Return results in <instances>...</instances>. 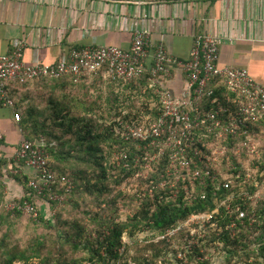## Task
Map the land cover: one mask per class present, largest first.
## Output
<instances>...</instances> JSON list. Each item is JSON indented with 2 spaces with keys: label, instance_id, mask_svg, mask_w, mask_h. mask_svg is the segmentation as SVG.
<instances>
[{
  "label": "built area",
  "instance_id": "2783aa9c",
  "mask_svg": "<svg viewBox=\"0 0 264 264\" xmlns=\"http://www.w3.org/2000/svg\"><path fill=\"white\" fill-rule=\"evenodd\" d=\"M142 1L149 3L151 0ZM25 50L26 44L15 40L12 52L0 56V109L14 108L9 98L11 83H34L64 76H72L75 82H79L83 76L105 69L112 81L127 83L150 74L149 82L158 96V116L124 125L121 139L136 144L139 150L136 154L123 150L115 153L116 165L129 171L144 164V171L149 173L152 164L166 158L165 174L158 184L151 186L149 193L152 195L161 189L177 193L184 191L189 204L197 198L193 192L196 181H215L218 176L222 179L217 191L229 192L237 182L254 186L257 190L254 195L244 193L241 196L242 201L250 202L247 203L249 206L256 205V198L264 193V179L259 181V172L254 178L245 163L252 162L256 166L261 162V143L251 130L256 124H264V86L257 83L247 70L219 66L220 49L216 36L198 37L186 61L170 56L163 46L152 50L150 32L138 28L133 30L129 50L95 46L74 48L58 64L28 65L23 60ZM177 73L184 80L183 89L179 96H174L165 89L164 80ZM221 87L224 88L223 98L229 101L227 104H223L217 95ZM14 118L21 121L19 113H15ZM3 137L0 129V140ZM12 160L23 161L33 171L29 187L38 196H45V192L57 182V177L47 168L45 152L33 142L23 141ZM226 167L227 171L224 170ZM142 174L139 171L136 177H142ZM71 190L70 185L66 192ZM234 194H228L222 205L233 201ZM51 200L62 203L65 196L55 195ZM230 207L231 203H228ZM7 210L37 217L28 201L9 203ZM237 213L239 222L248 216L239 206ZM248 217L254 224L255 218ZM232 226L235 228L237 224Z\"/></svg>",
  "mask_w": 264,
  "mask_h": 264
},
{
  "label": "trees",
  "instance_id": "16d2710c",
  "mask_svg": "<svg viewBox=\"0 0 264 264\" xmlns=\"http://www.w3.org/2000/svg\"><path fill=\"white\" fill-rule=\"evenodd\" d=\"M105 74L108 77V80L103 81ZM149 78L150 74H146L143 78L136 79L132 83H127L122 80L112 81L105 69L95 74H87L86 76H83L79 82H75L72 76H64L62 78L43 79L34 83H11L9 85V98L15 104L17 103L14 94H12L11 91L12 85H14L13 89L15 91H18L20 88L35 85L38 86L40 90L38 94L36 93V97L39 99L42 97L46 99L47 95H49L52 98L50 100V105L42 111L41 116H39L38 110L33 107L34 104H32L31 108H24L21 113L18 110H21L22 107L17 108L15 105V108L13 109L15 111L14 114L19 113L22 117V121L17 123H20V126L23 127V132H21L23 140L12 146L7 143L5 136L0 140L2 169L0 171V189L4 190V209H7L9 203H23L28 201L37 213L36 218L31 216L34 220L54 225L55 206L64 205L72 197L76 189L74 180L70 176L64 173L62 174L59 166H56V163L70 161L72 158V152L79 151L81 152V156L79 157L87 159L88 162L92 159L93 162L89 165L100 169V173H98L99 180L101 181L104 190L108 192L110 190L107 185L105 186L104 182L106 181L107 183L111 178L114 182L121 184L124 181L129 180L130 176H134L135 180H141L144 178L145 182L142 183V185L147 184L146 190H143L141 186L140 189H142V192L141 190H139V192L137 191V195H139L138 197L143 203L142 205L137 206L138 211L136 215L127 223L115 225L114 229L111 230V234L109 237H106L105 240L101 241L86 237V242L80 243L84 228L77 225L76 230H79V232L76 238L73 237V242H71L72 248L74 251H78L84 246V248L90 253V261H96L97 264H118L122 257L117 250L122 246V237L127 230H129L131 236L134 232L145 231V229H148L164 237V235L172 230L178 229L176 227L185 223L191 217L200 216L202 213H209L212 215L209 225L217 224L221 230L218 234L213 233L209 236L208 244H222L225 249H228L226 250V253L229 255V264H232L231 257L239 253L241 247L243 248L245 258L237 263L241 262L242 264H249L250 259L255 257L256 264H264V199L256 205L251 206H249V203L247 204L245 200H241V196L244 193H249L250 195L255 194L257 190L254 186L237 182L234 188L229 192L226 190L217 191L220 183L219 181L222 179L221 176H218L215 181H213V179L199 180L196 181V184L193 186L195 187L193 192L197 198L192 204H189L184 191L178 193L177 198L171 199L170 197L172 194L170 189L162 191L158 190V192H155L156 195H151L149 193L151 186L158 184L162 180L161 176L165 174L166 158L158 164H152V170L149 173L144 171V164L137 169L131 168L129 171L116 165L114 157L115 153H119L122 150L127 151L128 154L131 152L130 144L121 139L120 133L123 130L124 125L139 122L145 118H156L158 116V96L155 93V89L151 86ZM164 87H166L165 89L170 91L174 96H179L182 91L180 89L175 90L172 87L167 86V84H164ZM90 91L97 94L95 97L97 100L96 103H99L98 105L91 106V104H88L87 102H85L84 105L81 101L82 97L79 96V94L83 92L88 97ZM222 92H224V88L221 87L218 89L217 95L222 99L221 101L223 104L229 103V101L223 98L225 94ZM76 94L77 98L74 97ZM22 99L23 101H29L27 96H22ZM134 99L136 102H132ZM72 100H74L75 106L64 105L67 101L73 102ZM128 102H130V104H128ZM75 108L77 109V113H74ZM48 114H51V120L54 119L56 126L58 125L57 127H63L62 132H46L45 128L47 126L51 127ZM39 117L42 118V120H39ZM92 118H96L99 122L94 123ZM38 128L40 129L35 133L34 137L27 138L31 136V133H34L33 129ZM62 133L63 135L69 133L74 134L77 137H75V140L73 138L63 142ZM251 133L257 134V139L261 143L260 150L264 156V124H256L251 130ZM23 141H30L37 146H40L46 154L47 168L57 177V182L52 185L50 190L45 192V196H38L36 192L29 187V183L33 178V171L29 169L23 161L17 163L12 160L15 152L19 149V146ZM55 141H57L59 145L53 144L56 143ZM62 146L64 147L62 148ZM7 147L13 148V154L10 156H7L3 152V149ZM129 158L131 160L133 159L132 156H129ZM11 162L15 165V169L24 168L27 170L28 174L23 175L22 173L21 176H11L8 173V170L4 168L5 166L12 165ZM105 162H108V167L104 164ZM262 162L263 161L259 163L261 166L263 165ZM111 171L112 173L110 176L109 172ZM139 171L143 173L142 177H136V174ZM144 176L148 178H145ZM263 177L264 176L260 177V182H262ZM63 178L66 179V181L63 182ZM4 181L11 184L13 182L19 184L23 194L16 196H9L7 194L5 196L6 187L4 186ZM70 185L72 190L70 193H67V188ZM167 191H169L170 194ZM216 191L218 192L217 194H215ZM231 192L235 193L232 202V206H234L233 209H236V206H239L248 213V216L253 215L255 218L254 224L250 221L248 216L242 222L237 220V211H233L226 206L228 203H231V200L225 202L224 206H220L222 205V202L225 200L227 201V195ZM55 195H63L65 196V200L62 203L51 200V197ZM203 195L205 196V199H201ZM153 197H155V199H153ZM216 210L217 212H215ZM6 213L9 217L13 218H20V216L26 214L21 211L11 212L8 210ZM233 223L237 224L235 228L232 226ZM254 226L256 227L255 229L260 231L259 235L256 234L257 230L252 232L255 235L254 244L255 247L258 246V250L250 251L249 246L245 243L247 235L243 232L241 234L238 232L243 227L247 230L249 227L253 228ZM73 228H75L74 225ZM70 241V238L66 239V243H70ZM205 241L204 238L200 239L199 242L203 244ZM159 244H163V250L169 245L166 240H162L158 245ZM45 246L46 245L40 241L38 243L39 249L36 251L33 249L30 250V248H15L12 252L6 255L4 264H80V261L77 262V260H67V258L62 257L53 258L49 254L46 256L43 255L41 249L43 247L45 248ZM103 249L106 251L105 256L100 254ZM188 255L193 262L194 257L201 255L199 246H193V250H191V253ZM158 257L157 251L155 258H146V260L144 259V263L135 259V262L136 264H155V260ZM261 258L263 260L260 262L259 259Z\"/></svg>",
  "mask_w": 264,
  "mask_h": 264
},
{
  "label": "crops",
  "instance_id": "0c3cea01",
  "mask_svg": "<svg viewBox=\"0 0 264 264\" xmlns=\"http://www.w3.org/2000/svg\"><path fill=\"white\" fill-rule=\"evenodd\" d=\"M134 28L150 32L152 50L163 46L183 61L198 37L214 35L219 40V66L247 70L264 86V0H0V56L10 54L13 41L21 40L28 65L58 63L70 50L85 46L129 50ZM183 81L177 73L164 84L182 90ZM13 88L14 108L22 107L20 113L31 108L29 97L38 86ZM14 112L0 110V129L11 146L23 140ZM9 147L3 149L7 156L13 154ZM21 173L28 174L24 168ZM4 183L9 196L23 194L19 184Z\"/></svg>",
  "mask_w": 264,
  "mask_h": 264
},
{
  "label": "rangeland",
  "instance_id": "374dc122",
  "mask_svg": "<svg viewBox=\"0 0 264 264\" xmlns=\"http://www.w3.org/2000/svg\"><path fill=\"white\" fill-rule=\"evenodd\" d=\"M37 91L38 94L40 90ZM37 94L29 98L34 102L33 107L38 110V114L41 116L42 111L50 105L52 97L47 95L46 99L43 97L39 99L36 97ZM96 95L97 94L93 91L89 92L88 97L83 92L79 94V96L82 97L81 101L84 105L85 102H87L88 104H91V106L99 104L98 102L96 103ZM74 97L77 98V94ZM72 101L73 102L67 101L64 105L75 106L74 100ZM132 102H136V100L134 99ZM128 104H130V102H128ZM76 110L77 109L75 108L74 113H77ZM48 116L51 127L47 126L45 128L46 132H62L63 127H57L58 125L56 126L54 119H52L53 121L51 120V114H48ZM38 119L42 120L40 117ZM92 120L94 123L99 122L96 118H92ZM39 129L40 128L33 129L34 133H31V136L27 138L34 137ZM75 137L77 136L74 134H64L62 140L63 142L73 138L75 140ZM55 142L56 143L53 144L59 145L57 141ZM63 147L64 146H62V148ZM130 149L131 152H134L135 154L139 150L136 144H130ZM260 154L261 161H263L262 166L257 163V168L252 162H245L248 171H252L251 174L254 178L259 172L258 179L262 177L261 175L264 176V156L262 152ZM79 156H81V152L73 151L71 159L74 160L70 159L68 162L56 163V166H59L62 174L64 173L74 180L76 189L75 193L68 200L69 202L67 201L61 206H55L54 225L37 222L28 214H23L20 218L9 217L6 213L7 209H4L3 207L5 202L3 198L4 190L0 189V264H4L6 255L12 252L15 248H30V250H38V243L40 241L46 245L45 248L43 247L41 249L45 256L49 254L53 258L62 257L67 258V260H77V262L80 261V264H97L96 261L92 262L89 260L90 253L84 248V246L78 251L73 250L71 242H73V237L76 238L79 232V230H76L77 225L84 228L80 243H85L86 237L103 241L106 237H109L111 230L114 229L115 225L127 223L136 215L138 211L137 206L142 205L143 203L140 201L137 193L139 190H141V192L142 189L146 190L147 187V184L142 185V183L145 182L144 178L141 180H135L134 176H130L129 180H126L121 184L114 182L111 178L107 183L106 181L104 182L105 186L107 185L110 190L108 192L104 190L102 183L99 180L98 173H100V169L89 165L93 162L92 159L88 162L87 159ZM13 162H11L13 169H11V166H5L4 168L8 170V173L11 176H21L22 173H20V169H15L16 167ZM104 164L107 166L108 162H105ZM227 169L228 168L226 167L224 170L227 171ZM22 171L23 170H21V172ZM111 173L112 171L109 172L110 176ZM144 177L148 178L146 176ZM262 179H264V177ZM4 186L6 187V196L8 193V186L7 184H4ZM141 186L142 189H140ZM162 190L163 189H161V191ZM167 192L169 194L171 192L172 194L170 199L177 198V192L172 190ZM153 199H155V197H153ZM263 199L264 193H261V196L256 198V204ZM232 202L233 201L231 200L230 208L233 211H237L238 206H236V209H233L234 206H232ZM247 203L250 204V202ZM220 206H224V204ZM226 206L228 207V204ZM215 212H217V210ZM210 216L212 217L209 213H202L200 216H193L185 223L176 227L178 229L172 230L164 235V237L148 229H145V231L134 232L131 236L129 230H127L122 237V246L117 250L122 257L118 264H136L135 259L144 263V259L146 260V258H155L157 251L159 257L155 260V264H229V255L226 253V250L228 249H225L222 244H208L209 236L213 233L218 234L221 230L217 224V226L215 224L209 225V221L211 220ZM252 217L254 216L252 215ZM73 225L75 228H73ZM255 228V226L253 228L249 227L246 230L245 227H243L238 232L239 234L243 232L247 235L245 243L249 246L250 251L258 250V246L255 247L254 244L255 235L252 233L254 230H257ZM256 234L259 235L260 231L257 230ZM67 238H70V243H66ZM204 238L206 241L203 244L200 243V239ZM162 240H166L169 243L164 250L162 249L163 244L158 245ZM193 246H199L201 255L194 257V261L192 262L188 254L193 250ZM100 254L105 256V249H103ZM231 258L232 264H242L241 262H237L245 258L243 248L241 247V251L233 255ZM254 258L255 257H252L250 259L249 264H256ZM259 260L261 262L263 259L261 258Z\"/></svg>",
  "mask_w": 264,
  "mask_h": 264
}]
</instances>
